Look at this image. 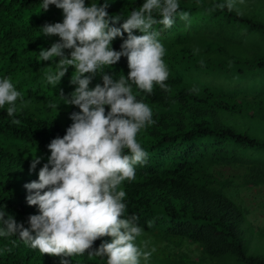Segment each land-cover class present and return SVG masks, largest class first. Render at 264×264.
Masks as SVG:
<instances>
[{"label":"trees","instance_id":"obj_1","mask_svg":"<svg viewBox=\"0 0 264 264\" xmlns=\"http://www.w3.org/2000/svg\"><path fill=\"white\" fill-rule=\"evenodd\" d=\"M231 186H264V0H0V264H264Z\"/></svg>","mask_w":264,"mask_h":264},{"label":"clouds","instance_id":"obj_2","mask_svg":"<svg viewBox=\"0 0 264 264\" xmlns=\"http://www.w3.org/2000/svg\"><path fill=\"white\" fill-rule=\"evenodd\" d=\"M141 22L140 24L137 25H133L134 29H133V34H134V38H135V42H133V45L142 51V53L145 55L148 54L147 51V43L149 42L150 39V31L149 28L145 25L144 29L142 27H140L142 25V21L145 20L142 16H140ZM146 23V20H145ZM188 25V24H187ZM174 28H170L167 30L168 31V35H179V33H186V32H190V30H187L185 28V26H181L176 30H173ZM166 32V29L163 28L161 30V32H155L153 33L154 39L156 41L162 39L164 37V33ZM191 33V32H190ZM192 34V33H191ZM192 35H196L197 38L194 39L196 43H198V50L199 48L205 47V46H210L212 44H216L215 42L211 41L208 38L204 37L203 33H195ZM201 35L203 36V38L201 37ZM199 36V37H198ZM157 59H159V56L157 55ZM163 59H166V57H164ZM130 71L129 73H126L125 75H129L133 72L132 69L127 70ZM208 77H212L208 74H200L199 71L195 70H188V71H184L182 73H180L179 75L176 76V82L174 84L173 87V91H178L179 89H186L188 91V94L186 95L195 106H199V103L202 105L201 103V98L204 100L205 99V95L204 93L201 91L202 88H204V86L206 84H208V88L209 87H216V84L213 83L212 81H210L208 79ZM172 104L173 107H178L179 104H181V102L183 101V98H173L172 99ZM205 107V106H204ZM132 154L133 156H137L140 160V152L139 149H133L132 150ZM125 156L129 159V155L125 153ZM127 246V244H124L123 241L122 243H120L119 245H117V253L120 252L122 253V257L121 260L123 262V264H147L148 263V259L145 256H142L140 254V252H138V258H136L134 256V254L132 253L131 256L127 259H125V253H124V247ZM109 247L111 248V245H109ZM143 259V260H141Z\"/></svg>","mask_w":264,"mask_h":264},{"label":"rangeland","instance_id":"obj_3","mask_svg":"<svg viewBox=\"0 0 264 264\" xmlns=\"http://www.w3.org/2000/svg\"><path fill=\"white\" fill-rule=\"evenodd\" d=\"M210 81L215 83L221 82L222 80L217 79L216 77H208ZM225 172L228 173L226 168ZM225 192L231 196H233L238 203L242 206H245L249 210L248 218L254 224H256L259 229H264V186L256 187V188H248L245 186H231L225 189ZM256 241V240H254ZM132 246L127 245L124 247L125 259L129 258L132 254ZM260 248V246H257ZM256 248L255 245L251 246V249L254 250ZM264 253V249H262ZM188 252L195 258H198V254L201 253L200 249L196 246H192ZM198 256V257H197ZM147 259H149V254L145 255ZM143 264V263H142Z\"/></svg>","mask_w":264,"mask_h":264}]
</instances>
